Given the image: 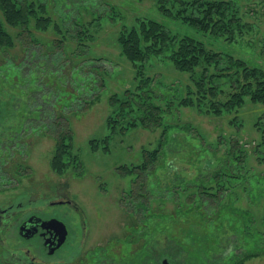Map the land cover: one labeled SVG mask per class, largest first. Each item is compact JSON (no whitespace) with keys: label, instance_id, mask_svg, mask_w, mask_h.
<instances>
[{"label":"rangeland","instance_id":"rangeland-1","mask_svg":"<svg viewBox=\"0 0 264 264\" xmlns=\"http://www.w3.org/2000/svg\"><path fill=\"white\" fill-rule=\"evenodd\" d=\"M29 1L36 5L38 16L50 18V24L39 28L35 20L31 22L34 41L31 52L22 41L27 34L16 37L7 61L4 59L7 53L0 52V80H11L9 83L16 80L13 93L22 102L26 101L25 90L37 94L36 102H41L42 95L38 93L46 91L51 104L69 118L74 138L70 155L64 157L66 168L54 166L56 140L51 130L29 129L23 124L12 129V134L19 137L12 141L11 150L8 144H3L0 209L13 206L18 212L8 221L7 228L0 226V264H32L30 258L18 261L13 254L16 251L25 255L26 249L37 245L35 240H24L14 222L28 211L43 208L46 215H55L67 224L69 235L62 248L47 258L43 254L41 262L97 264L94 259L102 258L108 264L102 248L122 250L126 244L120 241L130 233L131 223L136 219L129 211L128 198L136 175L127 174L126 168L118 166L140 164L144 151L156 148L162 134L173 127L178 131L179 143L172 150L182 158L181 174L191 178L196 172L188 160L194 159L189 156L195 142L190 137L198 136L207 152L216 155L213 166L205 168L203 174L214 173L218 166L222 172L219 179L208 177L205 183L211 193L221 192L223 197L220 205H216L195 187L173 193L163 190L150 196L151 213L158 215L154 219L160 223L158 230L149 236L158 248L167 251L161 258L162 264H203L205 254L209 256L208 264H264V104H255L246 96L242 106L232 110L221 108L218 114L211 107L213 98L205 91L211 87L208 79L201 93L194 83V76L204 75L203 65L195 68L194 73L181 70L170 57L172 51L134 62L120 43L121 35L139 26L143 19H156L167 24L172 35L178 37L175 48L179 40L191 34L216 51L232 54L264 70V0H232L240 22L233 34L222 35L202 31L175 12L168 16L160 0ZM172 4L168 2L167 7L173 8ZM179 7L176 4L174 11ZM195 10L190 6L188 13L197 14ZM7 28L20 37L18 28ZM30 54L40 62L33 71L26 66L25 58ZM52 63L53 73L47 66ZM214 72L217 68L213 66L206 76ZM55 76L56 81H52ZM235 76L233 70L230 80L221 79L214 84L215 102L228 100L235 90L231 82ZM36 85L40 88L36 89ZM139 95L163 109L162 126L151 128L142 124V112L136 103L141 101ZM17 112L13 123L23 122L28 115L25 106L19 105ZM93 138L109 142L93 147L90 143ZM237 140L239 146L235 151ZM12 157L14 161H7ZM68 198L83 210L85 228L80 214L64 201ZM57 200L59 203L51 205ZM221 225L228 231L221 237V248L214 250L219 239L213 235L224 234L220 232ZM184 228L192 231L197 241L180 236ZM201 248L203 254L199 253ZM169 251L173 255L167 254Z\"/></svg>","mask_w":264,"mask_h":264},{"label":"trees","instance_id":"trees-1","mask_svg":"<svg viewBox=\"0 0 264 264\" xmlns=\"http://www.w3.org/2000/svg\"><path fill=\"white\" fill-rule=\"evenodd\" d=\"M168 2L173 3L171 5L173 8L167 7ZM160 3L163 11L169 14L168 16L175 12L182 16L184 21L189 22L196 28L205 32L211 31L216 35L233 34L236 25L240 22L237 6L232 0H160ZM176 4H180V7L174 11ZM190 6L197 9L198 13L196 14L194 12L193 14H189ZM0 11L2 14L0 15V52L7 53V56L4 58L5 61L11 58V52L9 50L15 46L16 37L21 38V36L27 34L28 37H25L22 41L24 45L27 43L25 48L31 52L34 41L31 39L30 24L33 20H35L36 27L39 28H46L51 21L49 17L38 16L36 5L29 0H0ZM7 26L18 28L20 30V34L18 35L20 37L13 35ZM177 39L178 37L172 35L167 24L156 19H143L139 26H134L121 35L120 43L123 46V51L126 56L134 62L142 61L152 54L172 51L170 57L181 70L194 73L195 68L203 65L205 67L203 70L204 75L202 77H200L201 75L197 77L193 75L195 78L194 83L199 93H201L203 92L202 88L207 85L206 79H208L211 87H206L205 91L213 98V105L211 107L218 114L221 113V108L226 107L232 110L242 106L246 102V96L255 104H264V70L257 66L253 67L247 60L234 57L232 54H224L216 51L212 47H209L205 41L199 40L191 34H187L179 40L178 48H175L174 45ZM34 56L30 54V56L28 55L25 58L27 60L26 66L30 71H33L34 68L36 70L40 63L39 58L34 59ZM51 65L53 63L47 66L52 68ZM213 66L217 68V72L206 76L209 69L213 68ZM233 70L237 76L231 79L235 90L230 92V97L226 102H215L214 98L217 96V88L214 84L218 81L221 82V79L229 78L230 80ZM49 71L53 73V68ZM22 73L24 76L25 72L22 71ZM51 80L56 81V76L55 79ZM7 81L5 79L2 80L5 85H1L2 82L0 80V140H3L2 142L0 141V150L5 149L3 144H8L10 150V146H14L12 141L17 136L19 137V135L16 133L12 134L13 128L22 126L23 124H26V127L29 129L42 127L44 131L51 130L50 132L55 136L56 144L52 157L54 166L63 168L67 166L68 164H66L64 157L70 155L74 138L69 118L65 114L59 113L56 105L51 104V97L46 91L38 93L42 95L40 98L41 102H36L35 97L37 94L25 90L24 96L26 97V101L22 102L21 98L13 93L17 87L15 86V83H17L16 80L14 83H9L11 80ZM57 82L59 83V80ZM8 83L9 85H7ZM37 88L39 89L40 85H36ZM139 96L141 97V101L140 99L136 100V103L139 104L142 112L140 119L142 124L151 128L162 126L163 109L154 102L145 100L146 96ZM78 98L79 101H82V96ZM189 101L195 103L194 99L190 98ZM189 101L184 100V102L188 103ZM129 102H127L128 106H130ZM196 102V105H199L198 102L200 101L197 100ZM86 104L82 108H85ZM19 105H21V108L23 106L27 108L28 115L24 117L23 122L15 120L16 122L13 123V118L18 116L17 110ZM8 130H10V134H8ZM54 130L56 131L54 132ZM177 133L178 131L175 130V127L166 130L162 134L163 137L156 148L152 150L146 149L144 151L143 161L140 164H134L132 167H128L125 164L118 166L119 168H126L124 171H127V174L136 175L133 181L134 187L131 189L132 193L128 197L129 203L131 204V206L129 205V211L136 216V219L134 223H131L132 226L130 225V233H127L120 241L121 244H126L122 247L123 249L121 248L122 250L117 252L109 248V246L105 249L102 248V254L109 259L108 264H162L161 258L166 255L167 251L165 252L163 248H158L155 240L152 241V237L149 236L151 232L158 230L160 223L154 219V217L158 218V215L151 213L152 199L150 196H156L163 190L173 193L180 189L186 190L187 188L191 189L195 187L196 189L202 190L203 195L209 197L208 199H213L217 203L216 205H220V199L223 197L221 192L215 191V193H211V188L207 187L205 183V179L208 177L220 178L222 172L218 169L219 166L214 169L216 170L214 173L209 174L210 176L206 173L203 174L205 172L204 170L213 166L216 155H213L210 151L207 152L203 139L195 135L191 136L190 138L195 142L191 144L189 156H194V159L190 158L188 165L196 169V172L194 175H191V178L183 176L180 172L182 158L180 159L172 150V147H175L179 143L176 138ZM104 140L103 142V138H93L90 140V143L93 147H98L101 144L104 145L109 142V139L104 138ZM234 144L236 151L239 146V141H235ZM5 147L7 149V146ZM104 148L107 147L105 146ZM227 159L231 158L228 157ZM9 160L14 161L15 159L12 157L7 159V161ZM226 231L228 229L222 228L221 225L220 232L224 234H220L221 236L217 234L213 235L214 239H219L218 245L214 247V250L221 248V237L225 236ZM180 236L197 241V236L192 231L189 232L186 228H184L183 232H180ZM172 240L175 242V239ZM178 241L179 239H176V242ZM127 247H131L130 250L127 251ZM203 251L201 248L199 253L203 254L205 252ZM176 253L174 252V254ZM167 254L173 255L170 251ZM202 262L203 264H208L209 256L207 254L205 256L203 255ZM94 263L106 264V261L100 258L98 260L94 259Z\"/></svg>","mask_w":264,"mask_h":264},{"label":"flooded vegetation","instance_id":"flooded-vegetation-1","mask_svg":"<svg viewBox=\"0 0 264 264\" xmlns=\"http://www.w3.org/2000/svg\"><path fill=\"white\" fill-rule=\"evenodd\" d=\"M58 197H61V196L59 195ZM64 201L68 203L69 205H72V207L80 214L82 223L85 228L86 221L84 218L83 210L80 208V206L74 200L69 199V198ZM53 203H59V200L54 201V202L52 201L51 205H53ZM12 207L13 206H10L9 208L7 207V208L0 209V224H1L0 226L1 227L5 226V228H7L10 224L8 221L11 220L13 216H15L16 213L18 212V210H13ZM45 212H46V209L44 208L43 209H33L31 211H28L22 214V216H20L14 222L19 232V235L24 240H27V241L35 240V243L37 244L34 249H32L31 247L26 249L25 255L14 251L13 254L16 256L18 261H26L25 259L30 258L32 264H37V263L45 264L44 262L40 261V259H43L41 258L42 255L46 254L45 258H47V256L54 255L66 243L67 239L60 247L56 248L53 253H50L51 249L54 248V246L58 244L59 236H58L56 229H54L52 226L49 227V226L44 225L43 222L44 220H49L54 217L58 219L60 218L55 215H46ZM22 225L25 226L26 232L33 233L31 237L26 238L20 234V228ZM68 235H69V232H68Z\"/></svg>","mask_w":264,"mask_h":264},{"label":"water","instance_id":"water-1","mask_svg":"<svg viewBox=\"0 0 264 264\" xmlns=\"http://www.w3.org/2000/svg\"><path fill=\"white\" fill-rule=\"evenodd\" d=\"M44 225L49 226V227H53L54 229H56L57 233H58V244L56 246H54V248L51 249L50 253H53L54 250L58 247H60L67 239V235H68V229H67V225L65 224L64 221L58 219V218H51L49 220H44ZM29 231V230H28ZM20 234L23 237L29 238L33 235V233H28L25 230V226L22 225L20 228Z\"/></svg>","mask_w":264,"mask_h":264}]
</instances>
